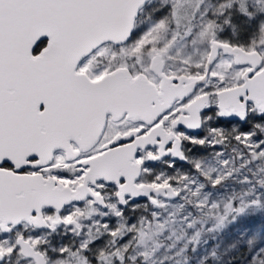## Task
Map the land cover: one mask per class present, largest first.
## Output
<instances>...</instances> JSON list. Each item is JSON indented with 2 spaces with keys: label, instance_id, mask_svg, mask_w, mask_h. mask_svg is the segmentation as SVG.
I'll list each match as a JSON object with an SVG mask.
<instances>
[{
  "label": "snow or ice",
  "instance_id": "obj_1",
  "mask_svg": "<svg viewBox=\"0 0 264 264\" xmlns=\"http://www.w3.org/2000/svg\"><path fill=\"white\" fill-rule=\"evenodd\" d=\"M0 264H264V0H0Z\"/></svg>",
  "mask_w": 264,
  "mask_h": 264
},
{
  "label": "flooded vegetation",
  "instance_id": "obj_2",
  "mask_svg": "<svg viewBox=\"0 0 264 264\" xmlns=\"http://www.w3.org/2000/svg\"><path fill=\"white\" fill-rule=\"evenodd\" d=\"M180 165L178 164V167H179Z\"/></svg>",
  "mask_w": 264,
  "mask_h": 264
}]
</instances>
